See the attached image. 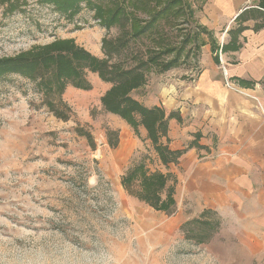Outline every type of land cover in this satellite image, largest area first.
I'll return each instance as SVG.
<instances>
[{
    "label": "rangeland",
    "instance_id": "rangeland-1",
    "mask_svg": "<svg viewBox=\"0 0 264 264\" xmlns=\"http://www.w3.org/2000/svg\"><path fill=\"white\" fill-rule=\"evenodd\" d=\"M114 1L79 0L78 10L68 16L50 2L0 0V60L32 54L58 39H72L104 57L102 38L123 33L116 25L106 29L103 10L97 13L96 7ZM165 1L149 10L140 5L135 27L148 22ZM192 5L174 0L151 28L129 37L111 62L130 68L139 58L163 52L161 62L177 55L175 66L193 65L201 31L195 22L198 2ZM126 29L131 31L129 24ZM145 75L144 85L131 92L143 104L145 84L153 80L156 86L159 66L150 65ZM86 77L89 89L52 85L50 92L39 78L0 77V264H264V250L251 257L240 253L236 238L222 244L214 214L185 222L167 245L159 242L158 222L171 217L176 203V179L162 169L182 153L163 164L141 123L135 134L123 118L104 109L101 96L111 83L93 71L87 70ZM171 118L178 114L167 121L162 136L167 146ZM198 138L196 133L195 144ZM139 163L166 174L159 194L166 210L145 200L139 177L124 187L123 175ZM170 189L173 204L166 203Z\"/></svg>",
    "mask_w": 264,
    "mask_h": 264
},
{
    "label": "crops",
    "instance_id": "crops-1",
    "mask_svg": "<svg viewBox=\"0 0 264 264\" xmlns=\"http://www.w3.org/2000/svg\"><path fill=\"white\" fill-rule=\"evenodd\" d=\"M191 2H198L201 31L196 62L160 72L156 86L147 80L144 87V105L178 114L168 122V146L184 150L162 169L176 179V203L158 222L159 242L214 214L222 244L236 238L241 254L256 257L264 250V0Z\"/></svg>",
    "mask_w": 264,
    "mask_h": 264
},
{
    "label": "trees",
    "instance_id": "trees-1",
    "mask_svg": "<svg viewBox=\"0 0 264 264\" xmlns=\"http://www.w3.org/2000/svg\"><path fill=\"white\" fill-rule=\"evenodd\" d=\"M39 1L41 3H52L55 9L68 16H72L78 10L79 4V0ZM173 1H165L161 8L154 11L148 22L135 27L138 24L135 12L143 9L140 5L145 4L149 10L150 7L157 5L159 0H116L112 6L111 4L106 6L109 3L108 0L102 7L95 6L96 12L108 11L107 15L103 14V11L101 12L102 25L106 29L116 25L121 28L123 35L115 39L102 38L101 48L104 57L92 54L72 39H58L52 45L50 44L45 49L32 54L1 59L0 77L2 78L10 73H18L32 80L39 78L38 83L44 88L43 90L50 92L53 89H51L52 85L56 90H62L67 84H72L81 89H89L91 83L86 77V71L97 72L102 80L111 83V87L101 96L104 109L123 118L135 134L138 132L139 123H141L147 130V136L151 140L161 162L164 164L175 161L184 150L171 151L167 144L162 141V136L166 135L168 119L176 116V113L172 111L166 113L158 105L146 106L134 98L131 92L144 85L146 82L145 72L150 68V65H158L160 72L166 71L177 64L178 56L175 55L170 60L161 62L160 57L163 52H152L145 58H139L137 63L130 68H124L111 62L113 55L126 46L129 37L139 36L151 28L157 16L169 8L168 5ZM128 24L130 25V32L126 29ZM137 177H139L140 186H142L143 193H145L143 196L145 200L155 208L166 210L167 208L159 205L164 203L163 201L159 203V194L165 187L166 174L157 169L149 171L144 164L139 163L129 168L123 175L124 187L130 188L133 181L138 180ZM137 194L139 195L140 192H137ZM171 195L172 189L167 192L166 203L173 204Z\"/></svg>",
    "mask_w": 264,
    "mask_h": 264
},
{
    "label": "built area",
    "instance_id": "built-area-1",
    "mask_svg": "<svg viewBox=\"0 0 264 264\" xmlns=\"http://www.w3.org/2000/svg\"><path fill=\"white\" fill-rule=\"evenodd\" d=\"M224 72H225V70H224ZM225 84L227 87H230V88L234 87L233 84L228 80L227 74L225 76Z\"/></svg>",
    "mask_w": 264,
    "mask_h": 264
}]
</instances>
